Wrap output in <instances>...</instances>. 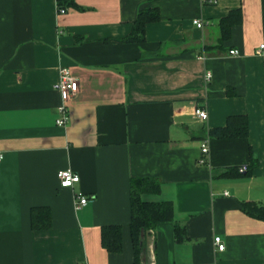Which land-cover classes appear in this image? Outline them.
<instances>
[{
	"label": "crops",
	"instance_id": "crops-1",
	"mask_svg": "<svg viewBox=\"0 0 264 264\" xmlns=\"http://www.w3.org/2000/svg\"><path fill=\"white\" fill-rule=\"evenodd\" d=\"M216 1L75 0L83 8L61 14L56 0H0V264H133L129 186L144 177L161 190L143 199L173 204V221L151 232L153 264H264V221L240 209L264 205V0ZM152 8L161 18L145 40L124 43ZM239 8L221 41L219 21ZM61 66L79 79L65 126L56 123ZM242 114L247 137H209ZM251 151V173L221 175L249 167ZM65 169L80 177L72 189L60 186ZM77 193L88 197L81 209ZM44 206L51 226L34 230L31 209ZM116 224L117 254L100 234ZM175 224L187 239H176Z\"/></svg>",
	"mask_w": 264,
	"mask_h": 264
},
{
	"label": "trees",
	"instance_id": "trees-1",
	"mask_svg": "<svg viewBox=\"0 0 264 264\" xmlns=\"http://www.w3.org/2000/svg\"><path fill=\"white\" fill-rule=\"evenodd\" d=\"M58 8L73 7L82 9L75 0H56ZM157 8L142 9L138 12L136 20L132 24L130 33L122 39L125 43L139 44L145 40V26L148 23L160 20ZM242 20L240 8L238 10H230L224 18L219 21V29L221 31V41L229 39L232 33V27ZM248 117L242 115H231L228 117L226 125L214 127L209 131V137L212 139H243L248 136ZM250 165L246 169V173H251L253 168L258 164L257 157L254 153H250ZM239 168L231 167L221 175L225 177L240 176ZM130 225L132 248H133V264H142V258L146 250V232H154L161 223H170L173 221V204L168 201H149L143 199L144 193L158 194L160 192V182L154 178H132L130 181ZM242 212L251 217L264 221V205L256 202L245 201L240 204ZM30 222L34 230H45L51 226V212L49 207H32L30 213ZM175 237L178 241L187 239V232L183 226L174 225ZM101 246L109 253H120L123 243L122 226L103 225L101 228Z\"/></svg>",
	"mask_w": 264,
	"mask_h": 264
},
{
	"label": "built area",
	"instance_id": "built-area-1",
	"mask_svg": "<svg viewBox=\"0 0 264 264\" xmlns=\"http://www.w3.org/2000/svg\"><path fill=\"white\" fill-rule=\"evenodd\" d=\"M212 3H217L216 0H211ZM58 11L61 14H64L66 12V9L64 8H58ZM193 25L198 28H203L204 27V22L196 19L193 21ZM264 48V45H262L258 53L260 54L262 49ZM229 53L231 55L238 56L239 52L237 50H230ZM58 81L55 85L57 91L60 93V104L58 105V112H59V117L56 119V123L59 126H65L68 123V102L69 100L78 93V88H79V79L78 77H75L69 68L61 66L58 69ZM211 78V74L207 75V79L209 80ZM194 115L202 120L205 121L208 119V113L207 109L199 106L195 109ZM201 152L202 154H207L209 149L208 145L204 142L201 144ZM2 154H0V160L2 159ZM205 159L203 157L200 158V164L205 163ZM247 167L246 165L242 166L239 168V172L244 173L246 171ZM59 180H60V186L62 188H69L72 189L75 184L80 182V177L78 176L77 173H75L72 169H65V170H60L57 174ZM88 203V197H86L83 193H77L75 195V206L77 209H81L85 207ZM214 245H216L217 250L223 251L225 249V245L222 243L221 238L217 236L214 239ZM153 264V263H152Z\"/></svg>",
	"mask_w": 264,
	"mask_h": 264
},
{
	"label": "water",
	"instance_id": "water-1",
	"mask_svg": "<svg viewBox=\"0 0 264 264\" xmlns=\"http://www.w3.org/2000/svg\"><path fill=\"white\" fill-rule=\"evenodd\" d=\"M146 261L148 264H152V253L154 250V247L152 246V240H153V236L151 231L146 232Z\"/></svg>",
	"mask_w": 264,
	"mask_h": 264
}]
</instances>
